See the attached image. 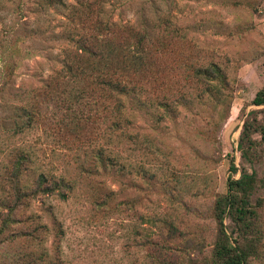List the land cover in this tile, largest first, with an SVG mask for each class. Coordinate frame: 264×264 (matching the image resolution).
Segmentation results:
<instances>
[{
	"label": "rangeland",
	"instance_id": "1",
	"mask_svg": "<svg viewBox=\"0 0 264 264\" xmlns=\"http://www.w3.org/2000/svg\"><path fill=\"white\" fill-rule=\"evenodd\" d=\"M3 2L0 228L4 226L5 232L0 237V260L16 249L29 252L35 247L47 254L48 264H145L149 262L145 235L152 232L155 242L169 247L170 264H214L213 249L221 237L216 201L226 193L228 178L238 179L246 171L256 175L250 202L257 216L249 222L253 229L248 237L261 236L259 250L247 264H264V106L252 105L264 86V0L102 4L103 15L121 24L135 23L144 8L159 7V13L172 21L170 34L155 31L151 60L160 94L179 104L173 105L171 114L160 106L150 115L127 103L130 132L133 128L140 139L147 136L157 157L134 151L128 138L123 144L125 171L97 163L96 171L86 168L93 175L82 172L81 163L91 164L94 137L106 141L102 135L108 121L103 122L102 114L101 120L72 123L68 118L74 113L84 110L91 116L93 105L85 98L65 109L59 99L64 97L65 81L60 79V87H55L59 79L51 83L48 77L58 68L49 56L61 57L63 47L47 36L51 30L62 32L65 14L59 8L41 14L32 0ZM213 64L223 77L219 96L202 97L205 87L191 79V69ZM46 80L51 83L49 91L43 88ZM32 86L37 88L32 110L39 115L33 127L12 135L14 123L22 122L20 106L26 104L21 92ZM245 122L257 130L251 132L255 146L247 154L242 152L248 150L246 141L240 146ZM232 160L235 174L229 169ZM41 174L46 180L40 181ZM60 179L71 182L66 201L55 193L64 185ZM257 200H262L259 208ZM168 223L177 228L173 239H167ZM222 230L233 245L241 243L238 223L228 212ZM249 243L241 247L246 250Z\"/></svg>",
	"mask_w": 264,
	"mask_h": 264
},
{
	"label": "trees",
	"instance_id": "2",
	"mask_svg": "<svg viewBox=\"0 0 264 264\" xmlns=\"http://www.w3.org/2000/svg\"><path fill=\"white\" fill-rule=\"evenodd\" d=\"M0 0V7L4 8L6 2ZM39 13L47 14L51 8H59L65 14L63 30L59 34H55L53 30L47 36L54 40L55 44H60L63 47L61 57L49 56V61H55L58 65L55 70H52L50 79H59L55 87H60V79L65 81V86L62 88V106L65 109H71L73 103H81L87 98L85 103L89 102L93 105V113L91 116L85 115V111L74 113L68 120L74 121L94 119L101 120L103 114V122L108 121L107 128L104 130V143H100L99 136L94 137V142L91 145L92 149L91 160L94 164L81 163L82 172L92 174L90 170H97V163L102 167L109 165L117 168L118 171H125V159L123 156V144L125 140L130 138L134 145L133 150L147 152L152 158L157 157V149L153 147L151 142L146 139H140V133L133 130L130 132L132 122L128 118L127 103H133L137 111L145 109L150 115L153 110H157L160 106L165 109L168 114L173 111L174 100L170 95L160 94L158 90L157 71L153 60L154 46L157 45L155 36L156 30H163L166 34L174 31V24L168 17L161 15L160 7L148 11L143 9V13L138 17L137 21L132 24H121L114 22L110 18L103 15V6L106 0H77L74 4H66L65 0H32ZM154 4L153 2H151ZM147 10V12H145ZM22 24H27L23 22ZM23 31L26 33L24 28ZM34 30L30 31L33 32ZM41 36V34H37ZM63 45V46H62ZM7 66L5 72L9 69ZM193 80L203 85L205 90L203 96L209 97L212 95L219 96V85L223 83V77L216 65H210L206 68L195 67L191 69ZM46 80L43 88L48 91L51 88V83ZM48 83V84H47ZM48 85V86H47ZM42 88V87H41ZM34 93H37V88L29 87L24 92H21V100L26 101V104L20 106V115L22 122L15 124L12 135L20 134L24 130L33 127L35 123V115H39L37 111L32 110L33 105H36ZM53 94V91L50 92ZM47 95V93L45 94ZM221 95V94H220ZM50 97V95H49ZM180 101V98H179ZM91 105V106H92ZM252 105L264 106V86L255 94ZM158 111V110H157ZM72 114V112H71ZM70 114V115H71ZM159 114V113H158ZM89 116V117H88ZM18 117V116H17ZM158 117V116H157ZM165 117V116H164ZM159 114V119H165ZM158 121V120H157ZM63 127H67L65 118H61ZM130 126V127H129ZM244 131L241 135L242 142L248 145L247 149H242L243 154L249 153L255 146L251 140V132L257 131L256 128L245 122L243 125ZM17 163L15 162V167ZM141 167V166H140ZM232 174L237 173L238 169L233 160L229 166ZM18 171V168L16 167ZM144 176H147V170H144ZM93 175V174H92ZM40 181L46 180L41 174ZM62 181L63 187L59 188L55 193L61 200H67V190L70 191L71 182ZM256 182L254 172L248 173L242 171L238 179L229 177L227 180V190L215 204L216 218L221 227V237L215 243L213 249L214 264H247L250 257L257 254L259 250V238L255 237L250 240L249 233L252 232V226L249 222L257 216V211L251 205V193ZM57 183V182H56ZM67 188V189H66ZM51 193H54L52 190ZM256 207L262 206V200H257ZM230 213L238 223L240 244L233 245L230 238L223 233L222 225L226 213ZM169 230L167 236L171 239L175 238L177 228L168 223ZM158 230V228L156 227ZM5 232L4 226L0 228V237ZM152 233V232H151ZM151 233L145 235V246L148 251L146 258L149 259L145 264H170V259L167 250L163 244H159L153 240ZM260 233V231H259ZM1 239V238H0ZM245 241V242H244ZM250 242L249 248L246 250L241 246H246ZM160 245V246H159ZM166 245V244H165ZM165 250V253L163 251ZM154 260H158L153 262ZM47 254L43 255L38 251V248L29 252H22L18 249L9 253L0 264H48Z\"/></svg>",
	"mask_w": 264,
	"mask_h": 264
}]
</instances>
